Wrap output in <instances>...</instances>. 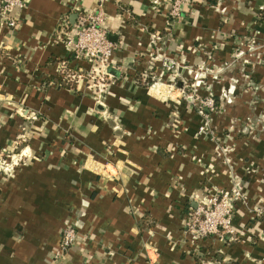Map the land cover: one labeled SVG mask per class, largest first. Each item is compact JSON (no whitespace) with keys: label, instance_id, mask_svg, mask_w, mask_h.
Returning <instances> with one entry per match:
<instances>
[{"label":"crops","instance_id":"0c3cea01","mask_svg":"<svg viewBox=\"0 0 264 264\" xmlns=\"http://www.w3.org/2000/svg\"><path fill=\"white\" fill-rule=\"evenodd\" d=\"M172 1L27 0L15 28L0 19V154L18 159L0 174V264H264V0H190L176 18ZM76 9L114 45L103 107L57 73ZM200 69L203 115L180 93ZM233 188L237 240L205 239L202 261L186 216Z\"/></svg>","mask_w":264,"mask_h":264},{"label":"built area","instance_id":"2783aa9c","mask_svg":"<svg viewBox=\"0 0 264 264\" xmlns=\"http://www.w3.org/2000/svg\"><path fill=\"white\" fill-rule=\"evenodd\" d=\"M27 0H0V19L10 28H15L17 20L15 12L26 6ZM190 4V0H173L170 10V17L176 18L179 15L183 4ZM76 18L70 22L68 15L63 16L56 27V38L66 47L67 56L57 62V73L61 84L72 88L75 85L83 84L93 100L103 107L102 101L106 93L108 82L111 78L107 73L109 59L114 50V45L108 40V35L101 26L98 16L76 9ZM158 40V34L153 36ZM81 63H85L83 69ZM166 69L171 66L164 65ZM205 70L200 69L195 73L194 83L183 82L181 89L188 90L183 98L193 104L198 113L203 115L204 110L213 112L215 102L211 96L203 98L197 93L201 84V78ZM61 85V86H62ZM206 117V116H204ZM208 131V123L199 127V132ZM18 159L15 157H4L0 154V174L10 172L16 165ZM241 192L239 188L230 191L216 192L206 198L192 212H189L183 224L185 242L193 249L195 255H199L202 261H208V254L200 249L201 242L205 239H218L224 243L237 240L236 232L232 226V219L235 214V203L239 201ZM257 217L264 218V208L254 209ZM74 223H70L63 230L56 253L57 261L61 260L71 247L76 243L78 234ZM205 254V255H204ZM201 261V262H202ZM211 264V262H208Z\"/></svg>","mask_w":264,"mask_h":264},{"label":"rangeland","instance_id":"374dc122","mask_svg":"<svg viewBox=\"0 0 264 264\" xmlns=\"http://www.w3.org/2000/svg\"><path fill=\"white\" fill-rule=\"evenodd\" d=\"M180 93H181V98H183L185 95H187L188 94V90L187 89H184V93H182V91H180ZM184 99V98H183ZM237 203V202H236ZM235 203V204H236ZM235 207H236V205H235ZM255 218H258L256 215H255ZM260 218V217H259ZM258 218V219H259ZM262 218V217H261Z\"/></svg>","mask_w":264,"mask_h":264},{"label":"water","instance_id":"95a60500","mask_svg":"<svg viewBox=\"0 0 264 264\" xmlns=\"http://www.w3.org/2000/svg\"><path fill=\"white\" fill-rule=\"evenodd\" d=\"M107 72L110 74H115V71L112 69V67H107Z\"/></svg>","mask_w":264,"mask_h":264},{"label":"trees","instance_id":"16d2710c","mask_svg":"<svg viewBox=\"0 0 264 264\" xmlns=\"http://www.w3.org/2000/svg\"><path fill=\"white\" fill-rule=\"evenodd\" d=\"M150 83H151L150 81H146V82H145V85L148 86V85H150Z\"/></svg>","mask_w":264,"mask_h":264}]
</instances>
